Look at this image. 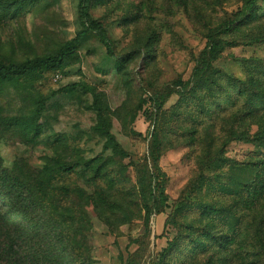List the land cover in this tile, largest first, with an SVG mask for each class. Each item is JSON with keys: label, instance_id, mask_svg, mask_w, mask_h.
Listing matches in <instances>:
<instances>
[{"label": "rangeland", "instance_id": "374dc122", "mask_svg": "<svg viewBox=\"0 0 264 264\" xmlns=\"http://www.w3.org/2000/svg\"><path fill=\"white\" fill-rule=\"evenodd\" d=\"M79 2L0 0V65L63 59L56 73L0 81V159L22 183L0 188V205L39 229L60 264H264V190L243 214L214 221L230 242L205 239L202 206L231 207L262 150L232 138L244 128L235 109L192 90L206 35L244 0H92L117 60L95 33L65 53L82 30ZM257 7L264 15V0ZM244 37H226L236 46L213 67L245 80L242 61L264 59V43ZM153 175L168 201L148 220Z\"/></svg>", "mask_w": 264, "mask_h": 264}, {"label": "trees", "instance_id": "16d2710c", "mask_svg": "<svg viewBox=\"0 0 264 264\" xmlns=\"http://www.w3.org/2000/svg\"><path fill=\"white\" fill-rule=\"evenodd\" d=\"M258 2L259 0H244V5L238 12L230 15L208 32L206 47L199 57L193 74V92H204L206 97L210 96L215 102L235 109L234 125L242 124L244 128L241 127L242 130L231 129L232 138L252 143L262 150L261 155L247 165L249 173L253 174L252 178L244 183L242 191L238 193L231 207H217L212 204L202 206L203 215L211 217L209 227L204 230L205 235H208L205 239L216 240L222 246L230 242L232 238L229 234H225L221 236L222 242H219L214 232V221H225L240 211L243 214L244 211L255 205L264 190V59L250 58L242 61L245 80L224 74L214 68L213 64L227 47L236 46V43L226 41V37L239 38V36L245 35L244 38L249 45L264 43V28L256 27V24L264 18V15L258 13ZM91 6L92 0H80L79 19L82 30L73 40L65 44L64 51L66 54L75 52L88 35L95 33L106 48L108 55L117 60L113 42L106 29L91 18ZM240 33L242 35H239ZM62 62V57L57 56L28 61L20 65L1 64L0 81L9 82L25 77L56 73L61 68ZM178 84L182 85L181 82ZM214 92L215 95H213ZM107 136L110 144L116 143L112 134L108 132ZM154 144L157 149L159 140L155 136ZM152 161L158 167L159 156L153 154ZM59 169L65 173L72 171V167L69 166H60ZM152 177H154L155 185L150 184L149 186L151 205L147 206L148 220L154 210L162 212L168 201L165 185L159 176L153 175ZM20 187H22L21 178L13 171L4 168L0 159L1 190H14ZM239 217L241 218V215ZM175 220L176 215H173L167 219L166 223L175 222ZM38 232L39 229L34 226L17 224L14 209L4 208L0 205V264H60L59 256L40 247V242L36 240ZM173 241H177V237ZM173 244L174 242L170 243L166 253ZM74 256L78 259L82 258V254L79 252H75Z\"/></svg>", "mask_w": 264, "mask_h": 264}, {"label": "built area", "instance_id": "2783aa9c", "mask_svg": "<svg viewBox=\"0 0 264 264\" xmlns=\"http://www.w3.org/2000/svg\"><path fill=\"white\" fill-rule=\"evenodd\" d=\"M61 79V76L60 75H56V80L58 81V80H60Z\"/></svg>", "mask_w": 264, "mask_h": 264}]
</instances>
